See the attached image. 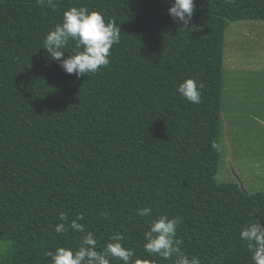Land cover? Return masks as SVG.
Here are the masks:
<instances>
[{
  "label": "trees",
  "instance_id": "1",
  "mask_svg": "<svg viewBox=\"0 0 264 264\" xmlns=\"http://www.w3.org/2000/svg\"><path fill=\"white\" fill-rule=\"evenodd\" d=\"M173 0H0V264H50L93 231L103 248L121 233L137 257L152 219H179L181 251L202 264H252L239 239L264 192L217 182L225 32L264 22V0H195L189 29L170 18ZM87 7L120 26L110 64L77 78L42 49L64 11ZM70 42L65 58L72 54ZM203 84L200 104L177 93ZM151 207L141 217L137 209ZM68 216L64 234L55 232ZM85 226L74 232L70 222ZM114 264H120L115 261Z\"/></svg>",
  "mask_w": 264,
  "mask_h": 264
},
{
  "label": "clouds",
  "instance_id": "2",
  "mask_svg": "<svg viewBox=\"0 0 264 264\" xmlns=\"http://www.w3.org/2000/svg\"><path fill=\"white\" fill-rule=\"evenodd\" d=\"M229 3L233 0H228ZM38 4H47L55 10L54 0H37ZM195 0H173L168 10L174 23L182 25L188 30L193 19ZM121 39V29L115 21H106L103 13L89 11L87 7H71L64 11L62 22L55 25L42 41V49L57 62L66 74H75L79 79L98 73L110 64L111 50ZM70 42L74 44L72 54L67 55L66 49ZM203 84L197 79H184L177 86L178 95L192 104H200L202 100ZM213 149L219 145L211 142ZM259 167V165H257ZM137 215L149 217L152 208L137 209ZM82 216H77L70 222L69 227L74 232L85 233V226L79 223ZM61 223L55 225L58 235L68 229V216L61 213ZM180 221L176 217L159 215L152 219L148 230L143 233V248L149 256H156L163 260L175 257L174 264H202L198 255H189L181 251L182 240L178 236ZM239 239L250 254L252 264H264V223L259 217L245 222L239 232ZM99 241L93 231H87L80 244L73 248L69 245L57 247L54 251H47L50 264H157L156 260L137 257L136 250L126 246L125 236L114 234L103 248L98 247Z\"/></svg>",
  "mask_w": 264,
  "mask_h": 264
},
{
  "label": "rangeland",
  "instance_id": "3",
  "mask_svg": "<svg viewBox=\"0 0 264 264\" xmlns=\"http://www.w3.org/2000/svg\"><path fill=\"white\" fill-rule=\"evenodd\" d=\"M219 151L218 183L264 192V22H232L225 32Z\"/></svg>",
  "mask_w": 264,
  "mask_h": 264
}]
</instances>
